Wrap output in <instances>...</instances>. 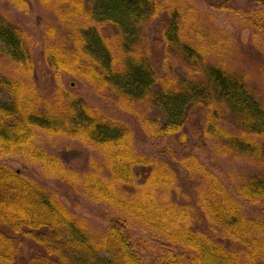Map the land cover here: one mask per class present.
Here are the masks:
<instances>
[{
	"label": "trees",
	"instance_id": "1",
	"mask_svg": "<svg viewBox=\"0 0 264 264\" xmlns=\"http://www.w3.org/2000/svg\"><path fill=\"white\" fill-rule=\"evenodd\" d=\"M4 1L31 13L27 0ZM37 1L56 21L42 35L53 75L112 98L134 126L64 88L40 93L36 40L0 10V264H18L28 242L36 252L24 264H264V218L247 209L264 204V103L250 86L246 49L195 0H98L93 10L85 0ZM255 2L259 8H211L226 15L229 28L251 31V46L264 59V10ZM155 21L163 24L159 72L145 33ZM108 27L112 35L103 32ZM59 33L90 48L61 44ZM196 107L206 111L203 141L251 169L233 186L196 154L169 146L156 156L139 152V138L187 140L182 132ZM43 133L77 141L98 157L82 176L39 145ZM11 160L111 208L107 231H93L56 191L5 164ZM182 187L188 199L176 196ZM139 225L157 240L137 234Z\"/></svg>",
	"mask_w": 264,
	"mask_h": 264
},
{
	"label": "rangeland",
	"instance_id": "2",
	"mask_svg": "<svg viewBox=\"0 0 264 264\" xmlns=\"http://www.w3.org/2000/svg\"><path fill=\"white\" fill-rule=\"evenodd\" d=\"M27 1L32 6L30 14L19 12L12 5L6 4L4 0H0V10L9 14L14 22L20 24V26H22L36 40V46L33 53L35 69L33 81L36 89L43 95L49 96L59 87L64 88L67 91L77 94L81 101H85L90 105L100 108L109 117L127 121L130 126H134L133 118L118 112L113 104L114 102L112 98L100 99L87 85L75 81L69 76L57 79L53 75L52 70L44 60L43 50L45 48V43L42 35L44 34L43 28L45 24L49 21L56 23V21H54L53 17L40 7L37 0ZM97 1L98 0H85L86 8L88 10H93ZM222 2H227L232 7L239 9L259 8V4L256 5L255 0H195L196 5H198L203 12L214 15L217 24L222 29H227L233 38L246 49L247 57L245 58H247L248 67H245L247 70L249 69L251 75L249 83L252 89H260L259 93H261V98H259L264 103V59L260 54L261 50H254L251 46L253 36L251 31L229 28L228 25L231 23H228L226 20V15L211 8L212 4L218 5ZM260 8L264 10V0H261ZM162 27L163 24L161 21H155L145 29V33L150 41V63L157 72L161 71L162 58L164 57V50L161 47L160 36V30ZM103 32L106 35H112L114 29L110 27L104 28ZM69 38L63 33L58 34L59 42L65 45L69 42L71 48L74 50L83 47H86V50L90 48V45L88 42H85V39H78V36L76 39H73V36H70ZM92 40L91 45L95 47L96 44ZM205 114L206 111L201 107H196L190 112L182 132L187 140H180L179 137H173L165 143H160L149 142L145 141L143 138H139L137 141V147L139 152L148 156L159 155L160 149L164 146H169L182 153L196 154L211 171L220 176L226 183L233 186L239 175L248 174V172H251V169L244 163L235 160L228 161L219 157L216 151L217 147L214 146L215 144L210 140L208 142L203 141V130L206 120ZM232 119V116H227L228 124L226 127L233 124ZM39 145L50 154L58 155L70 169L82 176L90 170L92 161L98 157L95 152L85 148L79 142L65 137L43 133L40 135ZM5 164L14 169L22 170L25 175L41 186L56 191L64 200L69 210L77 217L85 219L93 231L99 234H103L107 231L108 224L115 215V212L108 206L91 202L87 197L81 193H77L70 186L65 185L64 183L62 184L56 179L44 176V174L40 173L38 169L28 164L26 165L19 160L7 161ZM176 196L183 200L186 198L188 199V197L191 196V193L186 187H182V190L179 191ZM247 209L251 215L257 218H264V204H262L260 209L249 206ZM136 232L146 240H157L155 233L148 230L143 225L137 226ZM35 247L36 246L33 242H28V244L24 245L18 256V264H24L32 254H35Z\"/></svg>",
	"mask_w": 264,
	"mask_h": 264
}]
</instances>
